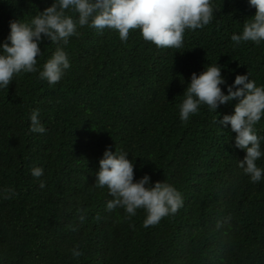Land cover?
<instances>
[{
    "label": "trees",
    "instance_id": "obj_1",
    "mask_svg": "<svg viewBox=\"0 0 264 264\" xmlns=\"http://www.w3.org/2000/svg\"><path fill=\"white\" fill-rule=\"evenodd\" d=\"M213 2V22L186 30L180 52L157 48L139 30L123 43L116 31L84 27L66 46L71 67L55 86L22 73L0 90V188L15 190L0 196V264H264V180L250 182L237 166L245 152L232 146L235 133L213 124L236 101L179 119L191 73L208 63L223 65L228 83L249 72L264 84V44L234 47L230 38L255 9L248 0ZM51 3L0 0V41L10 20ZM40 47L38 66L56 45ZM36 109L43 134L28 131ZM256 129L264 136V118ZM106 147L129 153L134 179L147 173L173 184L183 206L148 228L142 209L131 218L107 211L112 197L94 184ZM257 164L264 168V158ZM36 166L44 188L31 175Z\"/></svg>",
    "mask_w": 264,
    "mask_h": 264
},
{
    "label": "clouds",
    "instance_id": "obj_2",
    "mask_svg": "<svg viewBox=\"0 0 264 264\" xmlns=\"http://www.w3.org/2000/svg\"><path fill=\"white\" fill-rule=\"evenodd\" d=\"M248 5L255 13L244 21L238 33H232L234 47L246 42L264 44V0H248ZM219 11L213 0H52L30 19L9 21V32L0 41V90L8 89L22 73H38V79L55 86L71 67L66 46L71 37L79 35L80 28L88 27L98 33L105 29L116 31L123 43H127L130 30H139L144 41L157 48L179 51L185 48L186 30L206 27ZM45 40L56 47L42 66H38L37 58L43 53L40 45ZM224 68L218 62L208 63L199 73H191L178 105L179 119L187 123L202 107L218 113L221 105L235 100L233 111L220 119L217 118L220 114L215 116L213 124L235 133L232 146L245 152L237 166L251 183H260L264 180V168L257 161L264 158V136L258 134L256 125L264 118V84L250 79L249 72L236 74L232 83H228L222 74ZM39 117L38 109L30 113L29 133L46 132ZM30 171L40 181L39 187L44 188L45 181L40 179L44 175L43 167L36 166ZM94 184L96 188H106L112 197L106 202L107 211L122 208L131 218L142 209L145 228L176 214L183 206L182 193L173 184L153 183L147 173L134 179V161L122 148L115 147V151L105 148L95 171ZM14 195V189L0 188L3 198ZM84 219L80 216L81 221ZM72 255L77 258L82 252L74 247Z\"/></svg>",
    "mask_w": 264,
    "mask_h": 264
}]
</instances>
